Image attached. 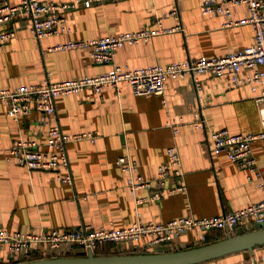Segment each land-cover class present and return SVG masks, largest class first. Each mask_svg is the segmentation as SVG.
<instances>
[{
  "label": "crops",
  "instance_id": "obj_1",
  "mask_svg": "<svg viewBox=\"0 0 264 264\" xmlns=\"http://www.w3.org/2000/svg\"><path fill=\"white\" fill-rule=\"evenodd\" d=\"M199 2L92 0L88 5L80 3L62 11L67 32L39 38L32 35L26 16L21 15L12 22L14 36L0 42V87L36 82L46 75L58 80L96 74L112 64L132 67L200 54H221L252 41L253 29L249 22L223 25V15L202 14ZM173 7L176 16L168 13ZM246 14L244 4L231 6L234 18ZM156 19L161 26L180 27L153 34L146 41L123 43L109 62H93L85 48H48L67 38L99 37L156 27ZM249 71L241 68L239 74ZM261 87L256 84L252 90L249 83L229 85L224 76L205 72L198 74L197 84L190 74L169 77L160 94H134L124 80L117 84V94L110 86L97 92L83 88L58 94L54 117L62 131H86L94 135L92 140L82 138L66 143L70 183L57 180V170L28 168L6 157L8 146L17 137H36L42 141L45 124L37 121L39 113L34 109L27 116L13 119L5 114V105L0 102V227L37 231L81 222L122 227L130 224L136 214L142 221H157L185 214H217L256 201L262 196V190L255 179L247 178L248 169L227 158L223 150L211 151L207 136L219 127L230 132L258 131L264 95L260 100L254 96ZM194 120H201L202 126H194ZM173 126L177 127L176 131ZM169 143L175 144L178 150L185 189L135 203L125 184L127 174L115 163L116 156L129 154L136 162L137 171L152 179ZM250 149L256 164H264V136L254 138ZM152 184L155 185L153 179ZM147 191L138 188L135 195L141 196ZM243 225L251 228L252 222L242 220L230 232L242 230ZM220 234L213 230L207 236L213 239ZM198 235V229L190 227L172 241L150 249L135 247L141 240L127 244L116 241L99 244L94 253L184 248L200 244ZM79 250L73 244H60L53 250L31 245L13 257L0 247V264L73 255ZM249 255L264 259V244L254 246L251 251H234L192 264H229Z\"/></svg>",
  "mask_w": 264,
  "mask_h": 264
},
{
  "label": "built area",
  "instance_id": "obj_2",
  "mask_svg": "<svg viewBox=\"0 0 264 264\" xmlns=\"http://www.w3.org/2000/svg\"><path fill=\"white\" fill-rule=\"evenodd\" d=\"M92 0H68L51 2L47 0H16L11 3L0 0V42L12 38L15 29L12 22L24 15L28 28L35 38L44 35L67 32L68 25L62 11L77 4L88 5ZM242 3L247 14L241 18L231 15V6ZM199 11L202 14L219 13L223 15V25L249 22L253 29L252 41L215 55H195L174 59L168 62L149 63L132 67L112 64L108 69L96 74L52 80L46 75L39 81L22 83L14 87H0V102L5 105V114L13 119L27 116L31 110H37V121L45 124L44 138L17 137L7 148V158L28 168L57 170L55 178L62 182H71V170L66 152L68 141L87 138L94 135L86 131L64 132L54 117L55 97L58 94L76 92L89 88L97 92L104 86H110L117 94V84L124 80L134 94L161 93L167 78L182 77L190 74L194 84L198 83V74L221 75L229 85L249 83L254 90L261 84V90L254 98L260 100L264 95V0H200ZM168 13L176 16V9ZM174 26H161L156 19V27H143L135 30L119 31L115 34L88 37L67 38L50 45L49 49L85 48L95 63L109 62L114 51L123 43L149 40L153 34L170 31ZM241 68L250 71L240 75ZM260 129L252 132H230L225 127L211 130L207 136L208 147L213 152L223 150L227 158L240 167L248 169L247 178L256 180L262 190V196L254 202L228 209L212 215H179L166 220L142 221L138 214L128 225L122 227L91 226L81 222L74 226L51 227L37 231L14 230L0 227V247L13 257L29 246H39L42 250H53L60 244H73L80 250L93 252L104 242L121 241L124 244L141 240L140 245L150 249L159 243L172 241L178 234L190 227L199 231V243L207 240V235L217 230L221 234L230 232L242 220L264 225V164L258 165L251 153L250 142L264 136V110L260 109ZM194 126L201 127V120H194ZM177 130L176 126L172 127ZM116 165L126 172V186L134 202L156 200L160 196L185 189L184 173L180 164L178 150L173 143L165 148V158L159 162L152 179L145 178L136 169L135 160L127 153L115 158ZM60 170V172L58 171ZM167 180L170 182L167 183ZM138 188H146V194L136 196ZM134 247V248H135ZM133 248V247H132ZM229 264H264V259L249 255L245 259Z\"/></svg>",
  "mask_w": 264,
  "mask_h": 264
},
{
  "label": "water",
  "instance_id": "obj_3",
  "mask_svg": "<svg viewBox=\"0 0 264 264\" xmlns=\"http://www.w3.org/2000/svg\"><path fill=\"white\" fill-rule=\"evenodd\" d=\"M261 244H264V225L253 222L251 228L243 225L242 230L226 232L222 237L184 248L110 254L86 249L73 255L42 256L8 264H192L234 251H251Z\"/></svg>",
  "mask_w": 264,
  "mask_h": 264
},
{
  "label": "trees",
  "instance_id": "obj_4",
  "mask_svg": "<svg viewBox=\"0 0 264 264\" xmlns=\"http://www.w3.org/2000/svg\"><path fill=\"white\" fill-rule=\"evenodd\" d=\"M222 236H224V234L217 235L213 239L218 238V237H222ZM210 240H212V239H210L209 236H207V240L205 242L210 241ZM95 251L97 252V250H95ZM128 252H130V250L122 251V252H119V253H128ZM136 252H146V251L145 250H141V251L140 250H136ZM76 253H77V251L74 254H76Z\"/></svg>",
  "mask_w": 264,
  "mask_h": 264
}]
</instances>
